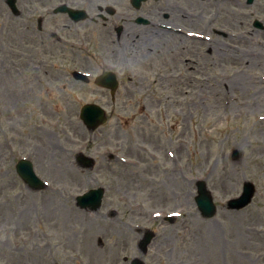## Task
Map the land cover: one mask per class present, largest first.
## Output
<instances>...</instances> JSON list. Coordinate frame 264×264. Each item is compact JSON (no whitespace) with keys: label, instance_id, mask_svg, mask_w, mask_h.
<instances>
[{"label":"rangeland","instance_id":"obj_1","mask_svg":"<svg viewBox=\"0 0 264 264\" xmlns=\"http://www.w3.org/2000/svg\"><path fill=\"white\" fill-rule=\"evenodd\" d=\"M195 1L184 3L192 9ZM59 2L68 4V0H52L53 6ZM263 2L257 0L248 8L244 0H199L205 8L202 25L173 23L209 38L202 42L181 35L189 54L178 61L195 67L196 78L180 85L160 81L163 75L152 73L154 79L141 89L134 74L126 70L127 63L129 70L135 63L130 39L141 38L152 29L139 28L135 16L161 21L162 14L153 11L164 5L148 1L134 11L129 0H118L133 28L122 41L116 42L112 33L110 42L104 43V48H123L113 62L120 83L112 103L108 92L71 77L72 65L90 71V64V69L100 72L94 61L85 58L88 53L73 50V62L68 63L70 48L59 42L53 58L58 61L56 67L38 70V52L24 47L21 18L9 13L0 0V264H54L52 258L58 255L74 262L73 254H83L85 263L100 254L96 264H116L118 254H137L136 237L124 228L139 222L131 214L133 203H144L137 212L143 213V220L153 208L166 207L165 212L181 208L183 212L173 225L158 221L166 226L163 234L167 238L156 240L160 247L149 249L146 264H264V30L252 27L255 19L264 24ZM231 17L243 20L250 29ZM3 18L10 21V33L3 27ZM57 18L58 36L76 40L84 34L83 27L62 29V17ZM210 38L215 41L212 51L208 49ZM163 40L158 31L143 43L152 49ZM139 44L142 48V41ZM86 103L102 106L109 118L92 133L78 118ZM159 107L166 114L159 113ZM43 116L57 125H47ZM139 121L145 123L143 129L136 127ZM35 122L41 123L36 132L29 128ZM142 145L158 159H149L140 150ZM166 148L175 152L181 166L170 162ZM234 149L241 153L236 162L231 157ZM76 151L95 159L93 170L76 169ZM105 151L121 152L124 162L101 158ZM29 152L35 173L48 182L42 191L28 190L15 172L16 160L27 158ZM128 157H140L144 167L125 163ZM198 179L206 180L213 193L217 214L212 220H202L197 214ZM134 180L145 184L136 187ZM245 181L256 187L252 203L239 211L223 208L224 202L240 195ZM99 186L107 188L100 210L89 215L75 207V194ZM118 195H127V201L119 204ZM110 206L119 208L113 219L105 214ZM119 220L124 235L118 238ZM99 238L102 247L97 245ZM118 239L128 243L125 252Z\"/></svg>","mask_w":264,"mask_h":264},{"label":"flooded vegetation","instance_id":"obj_2","mask_svg":"<svg viewBox=\"0 0 264 264\" xmlns=\"http://www.w3.org/2000/svg\"><path fill=\"white\" fill-rule=\"evenodd\" d=\"M4 1L5 0H2V2ZM16 1L17 2L19 1L21 3L23 18H24V27L27 28L30 25H32L33 20L39 16V18L37 19V32H40V35H39L40 42L37 43L36 48L42 49V50L48 49L49 46H51V43L49 42L45 43L41 35L43 34L47 35V33L43 31L44 25L45 26L47 25V28L56 27V22L46 21L47 17L44 16V14H41L39 12V9H43L46 6L45 0H16ZM168 1L174 2V3L181 2L182 5H180V9L176 10L173 13L172 19L170 17V14L168 13L163 14L162 18L164 20L165 25H167V26L161 27L164 40L161 46L149 49V57L146 58L148 65L163 66L169 63L171 61L170 50L172 48L179 51L180 55L182 56L189 54V51L187 50L186 45H185V41L180 36V34H176L175 36L171 35V29H170L171 23H174L176 21H183L184 23L188 25H202L201 6L199 4V0L195 1L192 9L185 5V3H189L192 0H168ZM74 2H77V3H73V4L77 5L81 9L86 10L89 15L90 13L94 14V17L89 16L90 18L86 20L87 22L86 28L88 29L90 28L91 31H93V33H97V38L104 36L106 33H109L111 30L113 31L116 30L118 20H125V17L122 15L125 12L118 13V11L110 16H107L105 13L104 14L105 18H103L101 16L103 14L102 7L97 6V11H95L94 5H90L92 0H74ZM166 3L168 2L166 1ZM40 18H42L41 22H39ZM152 22L155 23L156 20L153 19ZM72 24L76 25L75 23H72ZM9 26H10V22L6 21V27L9 28ZM179 26H181V28H186L185 26H182V25H179ZM186 29H189V28H186ZM193 32L200 33L201 31L193 30ZM171 37H173V41L170 40ZM161 51H164V53H161ZM110 55H112V53H110ZM189 71L194 72V73L197 72L195 67H191ZM137 158L140 159V157H137Z\"/></svg>","mask_w":264,"mask_h":264},{"label":"water","instance_id":"obj_3","mask_svg":"<svg viewBox=\"0 0 264 264\" xmlns=\"http://www.w3.org/2000/svg\"><path fill=\"white\" fill-rule=\"evenodd\" d=\"M81 118H82L84 124L86 125V127L88 129H95L99 125H101L105 122L104 115L102 113H100L99 110L97 111V108L94 106H85L82 109ZM23 178L26 182H28L35 189L41 188V186L39 184L34 183L29 178H27V177H23ZM199 186H200L199 187V196L196 199L197 204L199 207H201L205 210V212H204L205 217H211L215 213V208L212 204L210 196H208V194H207L204 183L203 182L199 183ZM253 193H254V191H253V187L251 185H249V184L244 185L242 197L238 201L231 202V204H229V208L240 209V208L245 207L246 205H248L250 203L251 198L253 196ZM94 194H98L99 196H101L99 191H92L91 196ZM78 201H79L81 207H85V208L89 207V209H91V210H96V208L98 207L97 203L83 205L80 199Z\"/></svg>","mask_w":264,"mask_h":264},{"label":"bare ground","instance_id":"obj_4","mask_svg":"<svg viewBox=\"0 0 264 264\" xmlns=\"http://www.w3.org/2000/svg\"><path fill=\"white\" fill-rule=\"evenodd\" d=\"M216 6L220 8V5L216 3ZM218 49V47L216 48V50Z\"/></svg>","mask_w":264,"mask_h":264}]
</instances>
